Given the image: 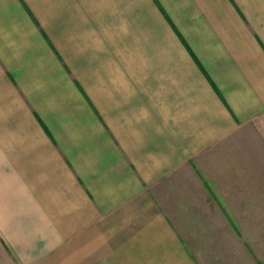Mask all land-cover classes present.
Wrapping results in <instances>:
<instances>
[{
	"label": "crops",
	"instance_id": "crops-1",
	"mask_svg": "<svg viewBox=\"0 0 264 264\" xmlns=\"http://www.w3.org/2000/svg\"><path fill=\"white\" fill-rule=\"evenodd\" d=\"M263 120L264 0H0V264H201Z\"/></svg>",
	"mask_w": 264,
	"mask_h": 264
},
{
	"label": "rangeland",
	"instance_id": "rangeland-1",
	"mask_svg": "<svg viewBox=\"0 0 264 264\" xmlns=\"http://www.w3.org/2000/svg\"><path fill=\"white\" fill-rule=\"evenodd\" d=\"M250 130L253 135L231 151L233 157L238 156L235 161L240 170L235 173L240 176L235 185L227 182L223 187L228 192L222 197L228 213L237 217L220 218L214 201L199 205L209 214L194 223L178 211L181 208H175L186 246L201 264H264V120L262 126Z\"/></svg>",
	"mask_w": 264,
	"mask_h": 264
}]
</instances>
